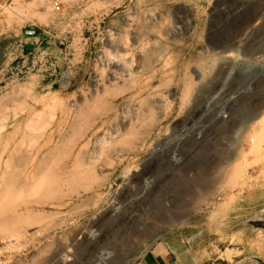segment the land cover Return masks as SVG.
I'll list each match as a JSON object with an SVG mask.
<instances>
[{
	"label": "rangeland",
	"instance_id": "1",
	"mask_svg": "<svg viewBox=\"0 0 264 264\" xmlns=\"http://www.w3.org/2000/svg\"><path fill=\"white\" fill-rule=\"evenodd\" d=\"M0 73V264L264 262V0H0Z\"/></svg>",
	"mask_w": 264,
	"mask_h": 264
},
{
	"label": "crops",
	"instance_id": "2",
	"mask_svg": "<svg viewBox=\"0 0 264 264\" xmlns=\"http://www.w3.org/2000/svg\"><path fill=\"white\" fill-rule=\"evenodd\" d=\"M1 76V73H0ZM2 79L0 78V83ZM137 264H177L170 246L161 242L149 249ZM264 264V262L253 263Z\"/></svg>",
	"mask_w": 264,
	"mask_h": 264
},
{
	"label": "built area",
	"instance_id": "3",
	"mask_svg": "<svg viewBox=\"0 0 264 264\" xmlns=\"http://www.w3.org/2000/svg\"><path fill=\"white\" fill-rule=\"evenodd\" d=\"M55 9H56L57 11H59V10H60V5H59V3H58V2H56V3H55Z\"/></svg>",
	"mask_w": 264,
	"mask_h": 264
},
{
	"label": "bare ground",
	"instance_id": "4",
	"mask_svg": "<svg viewBox=\"0 0 264 264\" xmlns=\"http://www.w3.org/2000/svg\"><path fill=\"white\" fill-rule=\"evenodd\" d=\"M30 179H31V178H30ZM27 180H28V179H27ZM261 252H262V251H261ZM226 255H227V257L230 258V257L232 256V253H231V252H227Z\"/></svg>",
	"mask_w": 264,
	"mask_h": 264
}]
</instances>
